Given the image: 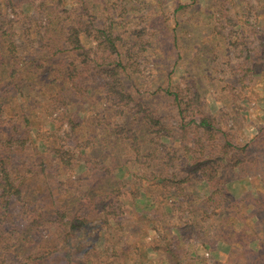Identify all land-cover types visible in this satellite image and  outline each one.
Masks as SVG:
<instances>
[{
    "label": "trees",
    "instance_id": "1",
    "mask_svg": "<svg viewBox=\"0 0 264 264\" xmlns=\"http://www.w3.org/2000/svg\"><path fill=\"white\" fill-rule=\"evenodd\" d=\"M262 121L264 0H0V264L264 263Z\"/></svg>",
    "mask_w": 264,
    "mask_h": 264
},
{
    "label": "rangeland",
    "instance_id": "2",
    "mask_svg": "<svg viewBox=\"0 0 264 264\" xmlns=\"http://www.w3.org/2000/svg\"><path fill=\"white\" fill-rule=\"evenodd\" d=\"M184 17H189V14H185ZM203 35H205L206 38L211 37L210 33L204 32ZM204 44L206 47L208 46V43H204ZM232 55L235 56V57L233 56L234 58L232 59V61L236 62L237 55H235L234 53H232ZM211 67H213V72H212V78H210L209 81L212 80L211 83H213L217 78H222V75L220 73L214 72L215 62L214 63L212 62L210 64V68ZM194 69L196 70V68H194ZM181 71H182V69L180 68V66H177L174 80H178V78L181 74ZM258 89H260V87H258ZM211 90H214V88L211 87ZM209 93H211L210 92V86H209ZM215 95L216 94H214V95L212 94V96L208 98V103H209L210 109L212 111H216V113L222 112L220 114L221 119L223 121L227 122V128H233L232 130H235L237 132V137H238L239 142L241 143V146L245 145V143L248 142L257 133V130L259 127V125H258L259 119L258 118H260L262 120L263 115H262L261 111L259 110V107L257 108L258 99H256V96L254 94L250 93V94H247L246 97L244 96L243 98H241L239 100L238 104H240V106H241V108L239 110L240 115H241V117H240L241 120H240V123H238V119H233L229 114H227L228 117L226 116V113L229 110L231 111L230 105L234 104V102H236V101H233L229 97H225L224 102H226V103H219L213 99V96H215ZM248 96H249V98H248ZM223 98L224 97H221L220 99H223ZM225 104H227V106H225ZM235 120H236V123H234ZM262 123L264 124L263 121H262ZM244 125H245V127H247L246 128L247 131L244 129ZM237 137H235V139ZM40 147L42 149H44L43 144L42 145L40 144ZM258 185H259L258 179L255 177H251L248 181L243 182L241 184L240 188H239L238 184H234V185L231 184L230 188H231L232 194L234 195V197L236 199L240 200L243 197H245V196H241V191H242V195L243 194L244 195H247V194L250 195V196H246V197L248 198L247 200L251 201V204H256V206H261L262 198H264V195H262L261 193H259V194L257 193L256 189H257ZM64 196L68 197L67 195H64ZM142 199H143V196H142ZM244 200H245V198H244ZM239 203H240V201H239ZM240 208H241V215L244 218L249 219L251 217V213H253V209H251L250 207H245V205L243 203H240ZM258 211H262L264 213V208L258 209ZM242 221H243V219H242ZM245 222L247 223V221H245ZM104 234H105L104 230H100V235H99L98 240H97V245L99 247H102V249L100 248V250H98V255L93 256V258H97L99 262L104 259V257H103V247L105 244L103 242L105 239ZM228 249H229V247L225 243L219 244L217 247L216 253L214 255L215 257H213L214 260H218L221 263L225 262L226 264H229V262H228V257H229ZM90 255H91V253H89V256ZM148 256L151 257L155 263H157L158 258L156 257V254L154 252H149ZM202 256L206 260L205 262H202V263L201 262L199 263V261H198V258H200L199 256H194L193 254H190L189 255V261L187 258L188 262H185L184 258L181 256L180 257L182 259L181 264H187V263H189V264H210V261L212 259L211 253L205 251L202 254ZM250 257H253V256H250ZM194 260H196V261L194 262ZM233 260H235L234 261L235 264H242L245 261L243 258L232 259V261ZM246 261H247L246 264H249L251 262L250 260H246ZM79 262L83 263L85 261H84V259H80ZM160 262H161V260H160ZM167 262H171L170 257L166 258L165 263H167ZM58 264H60V262ZM77 264H79V263H77ZM158 264H161V263H158ZM262 264H264V263H262Z\"/></svg>",
    "mask_w": 264,
    "mask_h": 264
}]
</instances>
